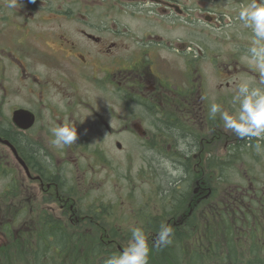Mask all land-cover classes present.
I'll use <instances>...</instances> for the list:
<instances>
[{
    "label": "rangeland",
    "instance_id": "rangeland-1",
    "mask_svg": "<svg viewBox=\"0 0 264 264\" xmlns=\"http://www.w3.org/2000/svg\"><path fill=\"white\" fill-rule=\"evenodd\" d=\"M28 1L25 2L31 8H23L21 0H0V49H7L14 40L19 26L16 15L18 12L46 11L39 8L34 0ZM58 1L60 0H52L47 3V7L55 8ZM121 1L123 4L130 2ZM248 2L249 0L189 1L182 5L188 14L185 22L177 18L164 19L160 16V8L157 9L158 14H148L145 10L143 13H125L118 18L122 27L133 30V35L128 36L130 44H135L148 29L163 32L170 41L183 35L194 39V34H200L203 91L211 103H217L224 109L230 107L229 103H233L232 107L236 109L238 105L233 98L239 82L248 81L253 86L264 87L259 82V69L250 62L247 54L252 39L251 30L245 28L238 19L240 9ZM12 4L15 6L10 7ZM206 16L215 18L212 20L215 21L213 25L206 23ZM26 22L22 27L28 29L50 26L49 21H46L47 24L43 20L27 19ZM229 59H232L233 70L230 75L223 72ZM227 83L230 85L227 86ZM19 94H11L6 101L0 100L3 103L0 104V126L9 123L16 129L11 120V111L22 100ZM52 100L57 103L59 97L54 95ZM99 112L83 107L68 114H50L45 111L41 114V122L25 133L26 152L29 153L28 147L34 145L41 154L43 165L35 162L30 163V166L33 169L32 175L37 174V170L41 173L42 188L40 183L28 178L13 153L0 144V257L1 252L7 250L3 254L5 261L0 260V264H30L27 254L22 253L24 248L17 243L14 235L20 233L25 224L38 225L39 229L43 214L60 219L69 233L76 234L79 238L84 237L82 248L78 246L75 252L81 250L82 254H90L98 240H105V228L108 235L106 239L112 237L115 249L121 250L128 244L129 230L132 227L144 229L145 213L159 217L164 197L161 191L165 188L166 176L178 175L182 178L179 188L184 189L185 181L195 175L197 168L212 173L213 177L207 180L212 188V195L202 206V215L206 212L208 215L199 224V214L196 213L197 219H192L190 224L195 228L208 226L218 229L225 222V217L218 214V211L222 209L224 214L229 212V236L232 234L237 247L238 264H264V140L260 141L259 152L254 147L257 143L255 139H250L241 148L237 145L238 137L235 133L225 130L221 123L220 137L206 142L209 144L206 150L215 152L210 158L212 161L203 159L201 165H198V158H191L192 163L185 162L191 169L188 175L183 166L185 155L179 150V143H186L181 138L180 131L157 132L145 127L147 132L142 136L131 126L128 129L123 126L126 119L142 117L146 120L139 113L131 116L128 112L121 111L118 116L111 117ZM103 120L113 130H108ZM65 122L77 128V140L71 145L56 148L49 142L52 138L50 129ZM210 132L203 131L206 135ZM226 136L233 141V155L229 162L216 159L224 156L228 143ZM117 142L121 143V148L117 147ZM179 166L183 169L178 170ZM47 177L51 181L46 180ZM195 189L194 184L193 195ZM189 201L182 212L186 215L190 211ZM92 204L109 211L101 212V217L95 220V215L91 217L87 214ZM80 207L86 213L79 212ZM168 219H163L166 225L169 224ZM8 230L12 232L9 233ZM112 231H116V237H113ZM144 231L148 239L156 241L158 233L149 234L148 230ZM206 246V242L202 243L204 251L208 250ZM226 263L228 264L221 257H214V262L211 261V264ZM206 264H209V260Z\"/></svg>",
    "mask_w": 264,
    "mask_h": 264
},
{
    "label": "flooded vegetation",
    "instance_id": "flooded-vegetation-1",
    "mask_svg": "<svg viewBox=\"0 0 264 264\" xmlns=\"http://www.w3.org/2000/svg\"><path fill=\"white\" fill-rule=\"evenodd\" d=\"M25 1L28 0H21L23 8H31ZM51 1L34 0L46 11L18 12L19 26L14 40L7 49H0V100L6 101L11 94L20 93L22 100L12 109L11 120L13 112L20 108L35 115V124L29 130H20L13 124L19 141L41 122L45 111L68 114L83 107L111 117L124 111L131 116L139 113L146 117V120L142 117L126 119L123 125L126 129L131 126L142 136L146 135L145 127L157 132L180 131L187 149L182 151L187 160L183 163H192L191 158H198V165L203 159L212 161L210 158L215 152L206 150L209 145L206 142L220 137L222 122L218 114L211 116V102L203 91L200 34H194V39L183 35L170 41L163 32L148 29L135 44H130L128 36L133 35V30L122 27L118 18L125 13L145 10L148 14H158L160 8L164 19L177 18L185 22L188 14L182 5L201 0H130L125 4L121 0H60L55 8L47 7ZM27 19L49 21L50 26L22 27ZM214 19L212 16L204 18L210 26ZM231 65L232 59H229L223 72L230 75ZM54 95L59 97L57 103L52 100ZM229 104L226 109L234 110L233 103ZM103 122L108 130H113L106 120ZM10 126L13 128L9 123L1 127L9 129ZM204 130L211 132L206 135ZM225 138L228 143L224 156L216 159L229 162L233 141L228 136ZM237 140L240 147L250 141L239 137ZM0 144L12 152L8 146ZM28 167L31 174L28 178L40 183L42 188L41 173L37 170L38 173L32 175L33 169ZM190 177L196 180V189L189 201L190 211L188 215L182 214L181 222L198 213L200 224L208 215L207 212L202 215V206L212 195L207 180L213 175L197 168Z\"/></svg>",
    "mask_w": 264,
    "mask_h": 264
},
{
    "label": "trees",
    "instance_id": "trees-1",
    "mask_svg": "<svg viewBox=\"0 0 264 264\" xmlns=\"http://www.w3.org/2000/svg\"><path fill=\"white\" fill-rule=\"evenodd\" d=\"M0 135L9 139L15 145L28 165L35 162L41 166L43 165L39 150L34 145L31 144L32 146H29V144L30 152H26L27 145L24 140L19 141L16 130L11 126L9 129L0 126ZM183 166L189 175L191 172L189 164L184 163ZM180 169L183 168L180 167ZM166 179L165 188L161 191L164 197L162 198V208L158 215L159 217L145 213L143 224L145 226L144 229L148 230L149 234L151 232L157 234L160 225L162 223L165 224L163 219L169 218L168 226L173 229L172 243L168 246H157L156 241L151 238L148 239L152 248L150 264H206L208 260L209 264H211V261L212 263L214 262V257L218 259L221 257L222 261L228 262V264H231V261L232 264H238L237 247L232 234L231 237L229 236V227H231L229 212L224 214L221 212L222 209L218 211V214H222L225 217V222L220 224L218 229L217 227L209 228L208 226H204L202 229L201 227L195 228L190 223L192 219H197L196 213H193L190 218L182 223V212L185 211L186 203L193 195L192 187L196 180L188 177L184 183L186 187L180 189L179 182L182 178L178 177V175H167ZM46 180L51 181L48 177ZM100 208L92 204L87 214L91 217L95 215V220H98L101 217V212L109 211L107 208L103 210L102 207ZM84 210V208H79V212L86 213V210ZM237 213L239 214V212ZM239 220L240 218L237 219V221ZM25 225L20 233L14 235V239L24 248L22 253L27 254L30 264H104V260L108 256L120 251L115 249V242L112 237H109V240L106 239L108 236L106 235V228L102 229L105 240H98L93 245L90 254H82L81 250L79 252H75V250L78 249V246H80V249L82 248L84 237L80 236V239L76 234L69 233L60 219L43 214L39 229L37 228L38 225ZM11 232L9 231V233ZM111 233L113 237H116V231ZM205 242L208 244L206 246L208 248L207 251L202 248V243ZM6 251L5 249L1 252L0 260L5 261L3 254Z\"/></svg>",
    "mask_w": 264,
    "mask_h": 264
},
{
    "label": "clouds",
    "instance_id": "clouds-1",
    "mask_svg": "<svg viewBox=\"0 0 264 264\" xmlns=\"http://www.w3.org/2000/svg\"><path fill=\"white\" fill-rule=\"evenodd\" d=\"M238 19L245 28L251 30L252 39L247 54L250 62L259 69V82L264 85V0H249L247 5L240 9ZM233 99L238 108L229 111L217 103H211L210 114L213 117L218 114L225 130L235 133L240 139H255L257 143L254 147L259 152L260 141L264 140V87L241 81L236 85ZM50 132L52 138L49 142L56 148L71 145L77 140V128L68 122L51 128ZM179 150L187 151L183 142L179 143ZM129 231L130 239L127 246L122 247L118 253L108 256L104 264H150L152 248L144 229L137 226ZM172 235V227L162 223L156 245H170Z\"/></svg>",
    "mask_w": 264,
    "mask_h": 264
},
{
    "label": "water",
    "instance_id": "water-1",
    "mask_svg": "<svg viewBox=\"0 0 264 264\" xmlns=\"http://www.w3.org/2000/svg\"><path fill=\"white\" fill-rule=\"evenodd\" d=\"M12 121L13 123L21 130H28L30 128H32L35 124V115L25 109V108H20V109H17L13 112V115H12ZM0 142L3 143L4 145L8 146L12 153L14 154L16 160L20 163V165L24 168L26 174L31 177V174H30V170H29V167L27 165V163L25 162V160L19 155L17 149L15 148V146H13V144L7 140V139H3L1 136H0ZM117 147L118 148H121L122 145L120 142H117Z\"/></svg>",
    "mask_w": 264,
    "mask_h": 264
}]
</instances>
